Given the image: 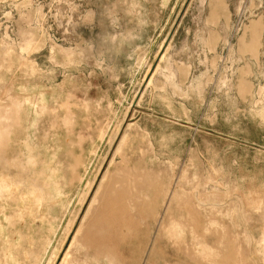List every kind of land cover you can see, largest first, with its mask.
<instances>
[{
  "label": "rangeland",
  "instance_id": "374dc122",
  "mask_svg": "<svg viewBox=\"0 0 264 264\" xmlns=\"http://www.w3.org/2000/svg\"><path fill=\"white\" fill-rule=\"evenodd\" d=\"M0 159V264H264V0H0Z\"/></svg>",
  "mask_w": 264,
  "mask_h": 264
},
{
  "label": "bare ground",
  "instance_id": "6f19581e",
  "mask_svg": "<svg viewBox=\"0 0 264 264\" xmlns=\"http://www.w3.org/2000/svg\"><path fill=\"white\" fill-rule=\"evenodd\" d=\"M3 160H4V158L3 157H1ZM0 161H2L1 159H0ZM4 163V162H3Z\"/></svg>",
  "mask_w": 264,
  "mask_h": 264
}]
</instances>
